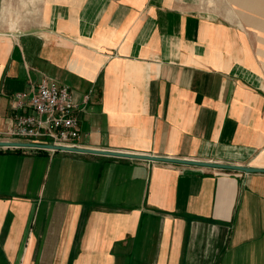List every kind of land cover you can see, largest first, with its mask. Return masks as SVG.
Instances as JSON below:
<instances>
[{"label": "crops", "instance_id": "crops-1", "mask_svg": "<svg viewBox=\"0 0 264 264\" xmlns=\"http://www.w3.org/2000/svg\"><path fill=\"white\" fill-rule=\"evenodd\" d=\"M260 1L0 8V128L49 76L82 147L264 168ZM0 264H264V172L0 146Z\"/></svg>", "mask_w": 264, "mask_h": 264}, {"label": "built area", "instance_id": "built-area-1", "mask_svg": "<svg viewBox=\"0 0 264 264\" xmlns=\"http://www.w3.org/2000/svg\"><path fill=\"white\" fill-rule=\"evenodd\" d=\"M89 99L87 93L83 103H77L69 85L45 76L32 90L15 93L14 123L0 128V140L80 146L81 119Z\"/></svg>", "mask_w": 264, "mask_h": 264}, {"label": "water", "instance_id": "water-1", "mask_svg": "<svg viewBox=\"0 0 264 264\" xmlns=\"http://www.w3.org/2000/svg\"><path fill=\"white\" fill-rule=\"evenodd\" d=\"M0 146L37 147V148H45V149H53V150L110 154V155H115V156L134 157V158L168 161V162H175V163L194 164V165L210 166V167H217V168H224V169L240 170V171H246V172H264L263 167L246 166L243 164L212 162V161H205V160L170 157V156H159V155H152V154H135L131 152L102 150V149H97V148H86L82 146H61V145H55V144H50V143L8 141V140H0Z\"/></svg>", "mask_w": 264, "mask_h": 264}, {"label": "rangeland", "instance_id": "rangeland-1", "mask_svg": "<svg viewBox=\"0 0 264 264\" xmlns=\"http://www.w3.org/2000/svg\"><path fill=\"white\" fill-rule=\"evenodd\" d=\"M32 1L35 0H0V8L4 9L5 7H12L16 12L20 13L21 15L23 12H26V10L29 12L33 9V7L30 5ZM246 1V0H245ZM261 2L260 0H257ZM28 5H25L27 4ZM188 4H192L194 6H198L199 8H208L210 10L215 11H224L225 9H233V8H240L241 6L238 5V0H187ZM237 4V5H236ZM259 4V3H254ZM31 7V8H30ZM35 7V6H34ZM260 8H256L258 10ZM4 14V13H3ZM16 18L14 17V20ZM1 22H4V19L2 17ZM20 22V21H18Z\"/></svg>", "mask_w": 264, "mask_h": 264}]
</instances>
